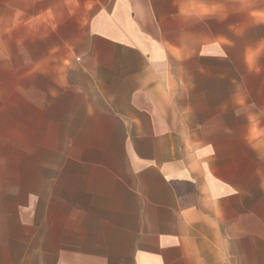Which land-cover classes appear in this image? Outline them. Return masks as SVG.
I'll list each match as a JSON object with an SVG mask.
<instances>
[{"label": "crops", "instance_id": "1", "mask_svg": "<svg viewBox=\"0 0 264 264\" xmlns=\"http://www.w3.org/2000/svg\"><path fill=\"white\" fill-rule=\"evenodd\" d=\"M1 1L43 25L69 100L61 164L0 176V264H264V19L245 0Z\"/></svg>", "mask_w": 264, "mask_h": 264}, {"label": "rangeland", "instance_id": "2", "mask_svg": "<svg viewBox=\"0 0 264 264\" xmlns=\"http://www.w3.org/2000/svg\"><path fill=\"white\" fill-rule=\"evenodd\" d=\"M4 9L0 0V176L13 179L29 168L61 164V117L69 98L51 79L59 74L46 73L60 61L41 46L43 25L37 18L3 16ZM245 9L264 19V0H245Z\"/></svg>", "mask_w": 264, "mask_h": 264}]
</instances>
